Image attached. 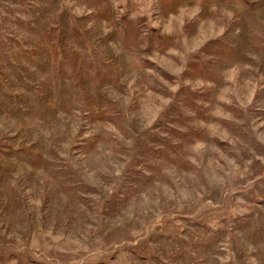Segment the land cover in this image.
<instances>
[{"label": "rangeland", "instance_id": "374dc122", "mask_svg": "<svg viewBox=\"0 0 264 264\" xmlns=\"http://www.w3.org/2000/svg\"><path fill=\"white\" fill-rule=\"evenodd\" d=\"M0 264H264V0H0Z\"/></svg>", "mask_w": 264, "mask_h": 264}]
</instances>
